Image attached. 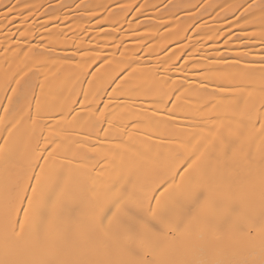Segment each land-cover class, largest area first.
<instances>
[{
    "label": "bare ground",
    "instance_id": "bare-ground-1",
    "mask_svg": "<svg viewBox=\"0 0 264 264\" xmlns=\"http://www.w3.org/2000/svg\"><path fill=\"white\" fill-rule=\"evenodd\" d=\"M57 1L0 0V264H264V0Z\"/></svg>",
    "mask_w": 264,
    "mask_h": 264
},
{
    "label": "rangeland",
    "instance_id": "rangeland-1",
    "mask_svg": "<svg viewBox=\"0 0 264 264\" xmlns=\"http://www.w3.org/2000/svg\"><path fill=\"white\" fill-rule=\"evenodd\" d=\"M55 1H57V0H55ZM59 1H60V0H59ZM62 1H63V0H62ZM57 2H58V1H57ZM57 2H56V3H57ZM60 2H61V1H60ZM53 3H55L54 0H53V2H50V4H53Z\"/></svg>",
    "mask_w": 264,
    "mask_h": 264
}]
</instances>
